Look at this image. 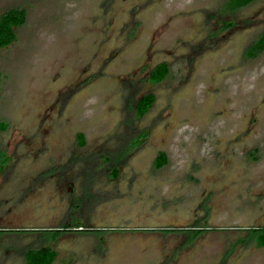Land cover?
I'll return each mask as SVG.
<instances>
[{
    "label": "rangeland",
    "instance_id": "1",
    "mask_svg": "<svg viewBox=\"0 0 264 264\" xmlns=\"http://www.w3.org/2000/svg\"><path fill=\"white\" fill-rule=\"evenodd\" d=\"M227 1L0 0V228L38 230L0 264H264V0Z\"/></svg>",
    "mask_w": 264,
    "mask_h": 264
},
{
    "label": "trees",
    "instance_id": "2",
    "mask_svg": "<svg viewBox=\"0 0 264 264\" xmlns=\"http://www.w3.org/2000/svg\"><path fill=\"white\" fill-rule=\"evenodd\" d=\"M257 0H228L226 8L229 11H236L248 6ZM26 12L24 10H10L0 16V49H4L12 44L15 39V29L24 24ZM264 50V32L257 38V40L249 48L247 55L250 58L255 57ZM168 74L167 65L162 63L157 65L149 74V81L152 83L161 82ZM154 101V96L147 94L139 99L136 104V114L142 117L151 107ZM5 125L0 124V130L4 129ZM78 144H84V138L81 134L78 135ZM166 164V156L160 153L156 159L155 167L160 168ZM113 176L117 175V171H113ZM257 236V246L264 247V228L254 230ZM57 253L48 248L43 247L39 249H30L25 252V264H53Z\"/></svg>",
    "mask_w": 264,
    "mask_h": 264
},
{
    "label": "flooded vegetation",
    "instance_id": "3",
    "mask_svg": "<svg viewBox=\"0 0 264 264\" xmlns=\"http://www.w3.org/2000/svg\"><path fill=\"white\" fill-rule=\"evenodd\" d=\"M97 229H91V231H95ZM34 231H38L36 229H27V228H0V233H31Z\"/></svg>",
    "mask_w": 264,
    "mask_h": 264
}]
</instances>
